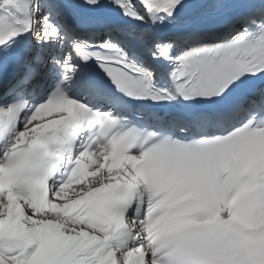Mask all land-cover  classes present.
I'll return each mask as SVG.
<instances>
[{"label":"snow or ice","instance_id":"obj_1","mask_svg":"<svg viewBox=\"0 0 264 264\" xmlns=\"http://www.w3.org/2000/svg\"><path fill=\"white\" fill-rule=\"evenodd\" d=\"M112 2L144 19L133 0ZM192 2L202 7L185 13L186 0H139L167 22L154 35L85 15L102 0H0V264H264V0ZM208 22L225 33L217 42ZM94 26L123 32L152 62L90 43L95 31L79 38ZM66 45L61 62L53 48ZM72 53L130 97L205 106L199 123L129 127L69 98ZM49 61L63 69L50 93ZM77 85L106 87L84 73Z\"/></svg>","mask_w":264,"mask_h":264}]
</instances>
